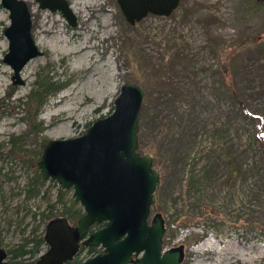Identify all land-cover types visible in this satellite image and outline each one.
I'll use <instances>...</instances> for the list:
<instances>
[{
    "label": "rangeland",
    "instance_id": "rangeland-1",
    "mask_svg": "<svg viewBox=\"0 0 264 264\" xmlns=\"http://www.w3.org/2000/svg\"><path fill=\"white\" fill-rule=\"evenodd\" d=\"M22 1L42 55L13 86L0 4V247L8 254L33 229L44 235L48 222L38 214L57 204L60 189L39 176L46 144L84 135L133 83L144 91L138 153L160 175L150 220H164L163 249L182 247L181 264H264V153L255 135L264 121V0H179L168 17L148 15L134 26L116 0H65L76 8L75 27L36 0ZM44 30L64 46L87 47L84 65L52 49ZM48 85L58 91L43 92ZM37 178L44 186L28 198ZM91 257L84 250L77 259Z\"/></svg>",
    "mask_w": 264,
    "mask_h": 264
},
{
    "label": "water",
    "instance_id": "water-1",
    "mask_svg": "<svg viewBox=\"0 0 264 264\" xmlns=\"http://www.w3.org/2000/svg\"><path fill=\"white\" fill-rule=\"evenodd\" d=\"M40 10L59 12L71 26L76 18L65 0H36ZM126 22L134 26L148 15L168 17L179 0H116ZM8 13L4 30L8 42L3 63L12 70L13 86H21L20 73L28 62L40 57L32 38L31 14L22 0H0ZM144 91L125 83L114 101L113 112L95 121L77 138L52 140L37 164L44 181L55 182L72 197L83 216L72 226L66 218L49 221L43 240L47 246L36 264H65L80 248L96 247L102 252L81 264H181L182 247L163 249L165 224L151 217L159 173L152 158L138 153V129ZM105 223L91 232L95 224ZM8 254L0 247V264Z\"/></svg>",
    "mask_w": 264,
    "mask_h": 264
},
{
    "label": "trees",
    "instance_id": "trees-1",
    "mask_svg": "<svg viewBox=\"0 0 264 264\" xmlns=\"http://www.w3.org/2000/svg\"><path fill=\"white\" fill-rule=\"evenodd\" d=\"M57 89H58V87H56V90H54L52 85H48L44 88L42 87V91L45 93H49V92L54 93L55 91H58ZM37 96H39V95H37ZM233 96H235L234 93H233ZM42 103H43V100L41 97L39 105H41ZM254 120L256 121L257 119H254ZM257 121L259 122V124H257L258 129H256L257 132L255 133V135H256L257 141L260 142V148H261L262 152L264 153V140L261 137L264 121L262 119H259V118ZM39 179L40 178H37V181L29 184V188L27 190L28 198L37 196V193H38L37 189L44 186V182L40 181ZM57 192H58L57 193L58 198L56 201L57 204H55V203L51 204V202H47L46 209L38 214L41 222H49V221H51L53 219H57V218H66L72 226H75L77 224V221L83 216L82 207H80L78 204H76L74 202V199H72V198L69 199L67 201V203L62 200L61 197L64 194H67L69 192L68 190L58 189ZM57 205L60 206V209H57ZM35 216L36 215L34 214V217ZM104 226H105L104 223L95 224L93 227H91V232L99 230V229L103 228ZM37 231H38V228L33 229L32 233H31V237L26 238L24 240V243H22L21 245H18L15 249L9 248L8 255H9L10 262L8 264H23L22 258H26L27 260H31L34 256L39 254V252L42 249V246L45 243H44L42 234H40L38 236L35 235L37 233ZM28 247H30V248H28ZM84 250H87L88 254H90L92 257L94 255H97L100 252V250H98V248H96V247H90L87 249L82 248L81 252ZM77 257H78V255L73 259V261L67 262L65 264H81L82 262L79 261L77 259ZM34 263L35 262H33V264Z\"/></svg>",
    "mask_w": 264,
    "mask_h": 264
},
{
    "label": "bare ground",
    "instance_id": "bare-ground-1",
    "mask_svg": "<svg viewBox=\"0 0 264 264\" xmlns=\"http://www.w3.org/2000/svg\"><path fill=\"white\" fill-rule=\"evenodd\" d=\"M70 9L75 13L76 11V8L74 5H70ZM42 34H44V36L48 39L49 41V45L52 49H60L61 51H66L72 55H75L76 58H77V61L81 64V65H84L85 61H87L88 59V53L87 51L89 50L87 47H79V46H75V45H70V44H67V45H63V40H61L60 37H57L53 34L50 33V31L48 30H44L42 31ZM40 43L38 44H41L42 42V39H39ZM62 121H67V120H70V117H65L63 119H61ZM56 135L55 133H52V136Z\"/></svg>",
    "mask_w": 264,
    "mask_h": 264
},
{
    "label": "flooded vegetation",
    "instance_id": "flooded-vegetation-1",
    "mask_svg": "<svg viewBox=\"0 0 264 264\" xmlns=\"http://www.w3.org/2000/svg\"><path fill=\"white\" fill-rule=\"evenodd\" d=\"M105 224V223H104ZM81 249L82 248H80V251L79 252H81ZM98 250H100V252L99 253H101L102 252V249H100V248H98ZM78 255V254H77ZM8 263V262H7ZM36 264V263H35Z\"/></svg>",
    "mask_w": 264,
    "mask_h": 264
}]
</instances>
